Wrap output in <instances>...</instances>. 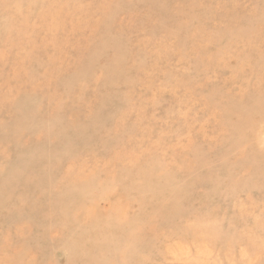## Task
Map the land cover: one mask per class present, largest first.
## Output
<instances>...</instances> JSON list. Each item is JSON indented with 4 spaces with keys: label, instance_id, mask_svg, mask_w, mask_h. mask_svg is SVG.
I'll use <instances>...</instances> for the list:
<instances>
[{
    "label": "rangeland",
    "instance_id": "obj_1",
    "mask_svg": "<svg viewBox=\"0 0 264 264\" xmlns=\"http://www.w3.org/2000/svg\"><path fill=\"white\" fill-rule=\"evenodd\" d=\"M264 0H0V264H264Z\"/></svg>",
    "mask_w": 264,
    "mask_h": 264
},
{
    "label": "bare ground",
    "instance_id": "obj_2",
    "mask_svg": "<svg viewBox=\"0 0 264 264\" xmlns=\"http://www.w3.org/2000/svg\"><path fill=\"white\" fill-rule=\"evenodd\" d=\"M263 99H264V97H263Z\"/></svg>",
    "mask_w": 264,
    "mask_h": 264
}]
</instances>
